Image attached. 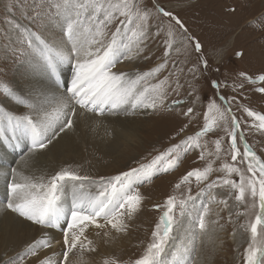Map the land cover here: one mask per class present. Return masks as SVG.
<instances>
[{
	"label": "snow or ice",
	"instance_id": "obj_1",
	"mask_svg": "<svg viewBox=\"0 0 264 264\" xmlns=\"http://www.w3.org/2000/svg\"><path fill=\"white\" fill-rule=\"evenodd\" d=\"M32 3L34 10L26 23L15 17L8 19L10 27L5 29L6 35H0V47L5 51L11 49L16 61L25 64L34 74L55 77L60 67L67 65L71 73L70 86L65 83L63 92H60L58 83L51 87L32 86L27 92H19L8 84H0V96L11 98L17 107L27 109L23 114H16L0 107V134L11 133L10 137H4L5 142L19 147L20 142L27 139L30 142L28 152L35 153L47 148L66 129L74 127L73 118L77 116L78 109L100 116L105 113L127 115L138 108L171 111L184 103L178 99L167 103L170 91L178 95L184 87L178 76L174 87L170 82L171 75L176 73L155 83L151 80L167 67V58L173 52L187 53L191 47L195 53H202V45L188 34L184 22L162 7L158 0H152L151 7L144 0H32ZM8 10L11 11V8ZM154 15L168 18L166 31L163 26H158L153 34H165L163 62L134 76L112 71L122 56L132 59L133 52L140 56L146 51L150 21ZM60 18H63V35L59 40L50 39L46 27ZM113 25L115 30L109 31ZM201 65L206 72L208 61L203 55H200L197 64L188 69L193 81L198 79L197 73L203 74ZM179 71L183 72V69ZM238 80L239 83L234 82L231 86L224 81L211 80L210 86L215 89L216 98L207 103L202 127L154 156L150 162L141 163L128 171L93 179L71 168H62L47 180L25 175L16 168L5 172L6 178L11 176V181L6 185L7 209L41 229L62 228V241L58 242L62 245V251L59 254L54 252L40 257L41 249L53 246L52 238L42 236L26 245L15 258L9 257L7 264H26L30 257L35 258L33 264H69V256L74 253L80 254L83 264V252L96 250L93 239L88 236L90 229L99 230L95 235L104 238L109 237L112 231H128V221L142 209L144 201V196L134 185L151 182L157 173L177 169L183 155L190 151L199 150L200 160H205L206 155L219 159L224 151V138L218 137L211 142L214 152L209 150V141L204 139L218 129H222L228 137V150L233 163L224 162L219 168L224 175L215 180L209 179L217 171L212 162L183 175L175 184V189L181 190L182 186H186L184 191L180 196L169 195L163 204L153 206L162 210V214L151 232L150 242L143 253L128 264H169L165 259L166 249L181 227L178 217L186 215L189 202L194 200L191 188L193 179L198 186L203 185L199 187L197 195L209 194V203L217 202L214 189L225 188L229 196L245 206L246 211L240 214L248 215V210L252 211L247 224L241 225L250 233L244 264H264V160L247 143L241 130L242 121L237 118L232 106L237 104L238 109L251 118L249 130L261 134H264V113L239 104L235 95L226 97L221 94L222 89L229 87L233 92L242 94L245 82L264 83V74L253 79L247 73L240 72ZM188 87L191 89L189 95H194L197 91L195 85L189 83ZM255 92L264 94V86L255 88ZM193 113L194 107L189 106L182 114L191 117ZM183 131L182 127L180 132ZM238 140L243 144L242 152ZM237 163L244 167L237 166ZM234 174L239 181L232 178ZM66 185L71 190V202L67 207L61 204ZM218 202L225 207L228 205L227 198ZM210 212V207L204 205L197 216L201 233L207 231L206 217ZM196 238L193 233V247H185L184 253L195 250ZM103 264L124 262L106 258ZM175 264L195 262L185 257L178 258Z\"/></svg>",
	"mask_w": 264,
	"mask_h": 264
},
{
	"label": "rangeland",
	"instance_id": "obj_2",
	"mask_svg": "<svg viewBox=\"0 0 264 264\" xmlns=\"http://www.w3.org/2000/svg\"><path fill=\"white\" fill-rule=\"evenodd\" d=\"M262 1L158 0L162 7L172 11L184 22L188 34L195 37L202 45V53H195L191 47L187 53L177 54L173 52L167 58V67L151 80L152 83H155L158 79L176 73V75H171L170 82H173L174 87V81L178 76L184 87L179 90L178 95L170 91L167 103L171 104V101L176 99L182 100L184 103L175 106L171 111L167 109L154 111L141 108L144 112L140 113V109H136L137 112L133 116V120L127 124L132 127V130L130 133H126L125 142H122L123 138L121 137H118L116 142L113 141L114 139L106 140L99 146L79 142L74 146H69L68 152L64 155L54 154L55 161L53 163L48 160L42 169L28 175L44 177L47 180L60 169L71 168L79 174L88 175L93 179H99L101 176L111 177L122 171L138 167L141 163L150 162L154 156L172 144L179 143L180 140L193 135L203 125V113L206 111L207 103L210 99L216 98V91L210 86L211 80L224 81L231 86L234 82H240L238 80V73L240 72L247 73L253 79L264 74V2ZM144 2L151 7L152 0H144ZM9 8L11 11L8 10ZM33 10L32 0H0V35H6L5 29L10 27L9 18L15 17L17 20L26 23ZM167 23L168 18L154 15L150 21V37L147 41L146 51L140 56H136L133 52L132 59H125L122 56L112 71L124 72L134 76L138 72L148 71L162 63L165 59L163 55L165 34L164 32H161L159 36L153 34L156 33L158 26H163L166 31ZM62 25L63 18L47 25L46 34L50 39L59 40L62 37ZM114 30L115 25L109 31ZM237 53L240 55L238 56ZM200 55H203L208 61V69L204 72L201 65L203 74L197 73L198 79L193 81L192 73L188 72V69L199 62ZM145 56L148 58L145 59ZM181 68L183 72L179 71ZM70 75L67 65L61 66L55 77L31 73L25 64L16 61L11 49L5 51L3 47H0V84H8L19 92H27L32 86L49 87V85L53 86L57 83L60 85V92H63L65 90L64 83H70ZM189 83H193L197 89L194 95H189L191 91L188 87ZM260 86H264V83L245 82L242 94L233 92L231 87L222 89L221 94L226 97L235 95L239 104L264 113V94L255 92V88ZM217 102L220 101L217 100ZM189 106L194 107V113L191 117L182 114ZM0 107L14 111L16 114H23L27 111L22 106L17 107L11 98L2 96H0ZM232 108L237 118L242 121L241 130L247 143L253 147L261 160H264V134L249 130L248 125L251 123V118L239 110L237 104H233ZM97 124L104 126L105 123L91 119L90 122L84 123L83 127ZM185 125L187 127H184ZM182 127L184 131L180 132ZM5 136L10 137L11 133L0 134V147L7 157L4 162H0V166L10 171L16 165H14L15 161L27 155L30 142L27 139L20 142L23 146L27 141L28 147L26 148L24 146L13 147L12 144L5 142ZM218 137L224 138V151L220 154L219 159H216L215 156L206 155L205 160H200L199 150L190 151L183 155L181 164L177 169L167 173H157L152 177L151 182L134 185L144 196L143 205L145 207L131 220L129 231L126 233L113 231V234L110 233L111 239H108L107 243L98 244V240H96L94 242L95 251H84L83 264H103V260L106 258H115L124 264H128L129 261L138 258L143 253L147 243L150 242L151 232L162 214V210H157L153 206L163 204L169 195H181L186 186H182L181 190L175 189V184L180 181L181 177L193 168H203L207 163L212 162L217 171H214L209 179L215 180L224 175L223 172L219 171L224 162L233 163L228 150L229 140L222 129H218L215 133H210L204 138L209 141V150L214 152V144L211 142ZM238 146L242 152L243 144L239 140ZM49 148L51 150L50 145L45 150L50 151ZM9 158L13 159L12 164H7ZM237 166L244 167L238 163ZM232 178L239 181V177L235 174ZM202 186H198L193 179L191 188L194 200L189 202L186 215L178 217L181 227L175 233V239L170 242L166 249L165 259L169 264H175L178 258L183 259L185 257L194 261L195 264H244V252L250 242V233L245 231L241 225L247 224L253 215L252 211L249 209L248 215L240 214L246 211L245 206L238 204L234 198L229 196L228 190L225 188L214 189L217 202L209 203V194L197 195L199 187ZM3 189L2 192L8 195L6 193L7 187L5 186ZM64 190L61 204L67 207L71 201L70 186L66 185ZM225 198L228 199L227 207L218 202ZM6 203L7 199H0L1 210L11 212L7 209ZM204 205H208L211 212L206 217L207 231L201 233L198 228L197 216ZM11 213L21 221L31 223L17 213ZM52 229L59 232L58 228ZM96 231L97 229H95ZM95 232L88 234L89 238L101 237L96 236ZM193 233L197 237L195 250L184 253L185 247L189 249L193 247L191 243ZM124 246L128 250H124ZM7 249L9 246L6 240L0 236V264H7L8 257L4 256L8 252ZM124 251L129 253L118 257L114 256L115 252ZM177 253H179V257ZM15 257L13 256V258ZM69 264H81L80 254H70Z\"/></svg>",
	"mask_w": 264,
	"mask_h": 264
},
{
	"label": "bare ground",
	"instance_id": "obj_3",
	"mask_svg": "<svg viewBox=\"0 0 264 264\" xmlns=\"http://www.w3.org/2000/svg\"><path fill=\"white\" fill-rule=\"evenodd\" d=\"M249 1H252V0H249ZM262 2H264V0ZM70 78H71V75H70ZM67 84L68 86H70V83H67ZM50 86L51 85H49V87ZM138 109H140L139 111L140 113L144 112L141 108H138ZM136 112L137 111L131 114H127V115L124 113H120L118 115H109L108 113H105V115L100 116V115L92 114L91 112H84L83 110L78 109L77 116L73 118L74 127L72 129H66L64 132L60 133L56 137V139L53 140V143L50 144L52 151L49 148L50 151L48 150L46 151L45 149H43V150L36 151L35 153L28 152L27 155H25V157H23L22 155L23 157L22 159H19L18 161L14 162V165L15 164L16 165L13 168H16L17 170L23 172L25 175H28L29 173H32V174L36 173L38 170L42 169L43 166H45L48 163V160H51V163L55 161V157H53L54 154L64 155L68 152L69 146H74L78 144L79 142H85L86 144L91 145V146H99L104 141L110 140V139L112 140L114 139L113 141L116 142L118 140V137L123 138L122 142H125L126 135H127L126 133L128 132L130 133L132 130L131 129L132 127H130V125L128 126L127 124H129L131 120H133L132 118L136 114ZM91 119L98 121V122L104 121L105 124L104 126L97 124V125H89V126L83 127V124L90 122ZM57 131H58V128H57ZM23 146L25 148L28 147V142L26 141V144ZM23 146L21 144L19 145V147H23ZM6 159L7 157L6 155H4L0 147V162H4ZM12 162H13V159L7 160V164H10V163L12 164ZM7 171H9V169H4L2 166H0V199L1 200L3 198L7 199V195L4 194V192L2 191L4 190L3 187H5L7 183L11 181L10 175L7 178L4 176V173ZM144 207L145 206L143 205L142 208ZM15 216H13V214L10 211L6 210V212H4L0 208V236H2V239L6 240L9 246V249H7L8 252L4 256L8 258L16 256V254L18 252H21L26 247V245L33 242L34 240L40 239L42 236L44 238H52L53 246L51 248L41 249L39 253L41 258H43L45 255H52V253L54 252L59 254L62 251V245L61 243H58L62 241V235H61L62 232H60L62 228H58L59 232L55 231L52 228L41 229L39 226L33 225L32 223H29L26 221H21ZM128 223L131 226V220L128 221ZM129 228H128V231H129ZM93 230L90 229L88 231V234L94 233L95 229ZM112 234H113V231H112ZM108 239H111L110 236L107 238H104L101 236L100 238H97V239L93 238V241L96 242V240H98V244H103L105 242L107 243L109 241ZM123 248L124 250L125 249L128 250V248H126L125 246ZM127 253L129 252H125V251L121 253L115 252L114 256L118 257L120 255H124ZM34 259L35 258H32V257L28 258L26 261V264H33Z\"/></svg>",
	"mask_w": 264,
	"mask_h": 264
}]
</instances>
